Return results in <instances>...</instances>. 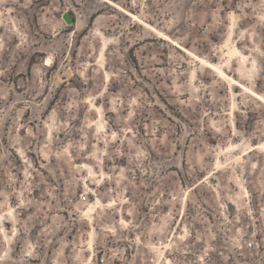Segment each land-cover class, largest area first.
Masks as SVG:
<instances>
[{
  "label": "rangeland",
  "instance_id": "1",
  "mask_svg": "<svg viewBox=\"0 0 264 264\" xmlns=\"http://www.w3.org/2000/svg\"><path fill=\"white\" fill-rule=\"evenodd\" d=\"M110 1L0 0V264H264V0Z\"/></svg>",
  "mask_w": 264,
  "mask_h": 264
},
{
  "label": "bare ground",
  "instance_id": "2",
  "mask_svg": "<svg viewBox=\"0 0 264 264\" xmlns=\"http://www.w3.org/2000/svg\"><path fill=\"white\" fill-rule=\"evenodd\" d=\"M102 1H104V2H106V3H108L109 5H111L112 7H114L116 10H118V11H120V12H122L123 14H125L127 17H129L131 20H134L136 23H140L138 20H137V18H136V16L134 15V14H132V13H130V12H128L127 10H124L123 8H121V7H119L118 5H115L114 4V2H111L110 0H102ZM143 23V22H142ZM147 26V25H146ZM150 28V27H149ZM163 35V34H162ZM168 39V38H167ZM170 39V38H169ZM175 45V44H174ZM176 45H179V44H176ZM229 47V46H228ZM231 48V47H230ZM183 51L184 52H188L187 51V49H183ZM232 49H230L229 51H228V53L227 54H225V58H227L228 60H230L231 59V57H232ZM235 51V50H234ZM238 51V50H237ZM235 53V52H234ZM191 54V53H190ZM193 54V53H192ZM235 55V54H234ZM194 59H195V62L196 63H199V64H202V65H205V66H207L208 68H211L213 71H215L216 73H218V75L220 76V77H222L223 79H225L227 82H229V83H232V84H235V87H239V88H241L242 90H247V88L246 87H244V86H242V85H239V84H236V83H234L235 82V80L231 77V76H229V75H227L224 71H222L221 69H219L215 64H212V63H208L206 60H204L203 58H201V57H198V56H195L194 55ZM49 61H50V58H47V60H46V63H45V66H47L48 65V63H49ZM217 64V63H216ZM194 75V74H193ZM193 78V77H192ZM238 82V81H237ZM234 90V89H233ZM249 90V89H248ZM254 95L255 96H257L258 97V94L256 95L255 93H254ZM260 96V95H259ZM263 99V98H262ZM264 101V100H263ZM263 104H264V102H263ZM264 145V144H263ZM263 145H260V146H258L259 148H263L264 149V146ZM233 149V148H232ZM248 149V148H247ZM253 149V148H252ZM251 149V150H252ZM228 150V149H227ZM226 150V151H227ZM228 153H230L229 151H228ZM246 154V153H245ZM243 155V154H242ZM241 155V156H242ZM250 155V154H249ZM233 159V158H232ZM241 159V158H240ZM236 160V159H235ZM91 211H92V208H90L89 210H88V212L89 213H91ZM92 257V256H91ZM90 263V262H89Z\"/></svg>",
  "mask_w": 264,
  "mask_h": 264
},
{
  "label": "water",
  "instance_id": "3",
  "mask_svg": "<svg viewBox=\"0 0 264 264\" xmlns=\"http://www.w3.org/2000/svg\"><path fill=\"white\" fill-rule=\"evenodd\" d=\"M62 19L67 25L75 23L73 15L68 11L64 12V14L62 15Z\"/></svg>",
  "mask_w": 264,
  "mask_h": 264
}]
</instances>
